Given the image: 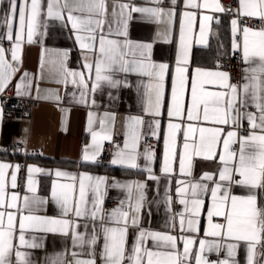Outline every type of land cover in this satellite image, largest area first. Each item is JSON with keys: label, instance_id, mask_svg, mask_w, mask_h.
Masks as SVG:
<instances>
[{"label": "snow or ice", "instance_id": "6c2138e0", "mask_svg": "<svg viewBox=\"0 0 264 264\" xmlns=\"http://www.w3.org/2000/svg\"><path fill=\"white\" fill-rule=\"evenodd\" d=\"M148 2L152 6L112 0L109 11V0H7L0 23L6 29L4 37L11 42V62L6 58L7 50L0 46V93L19 71L14 64L21 62L22 45L39 42L41 68L45 57L51 56L47 62L57 65L55 83L73 86L74 91L68 94L72 101L94 106L95 94L105 89L110 99H117L111 90L133 87L129 77L135 76L142 111L150 119L145 121L142 115L126 117L123 146L117 147L110 160L111 165L142 167L147 173L144 181L109 182L105 176L57 169L58 179L52 181L50 196L42 197L34 176L45 170L30 164L26 194L21 196L15 191L20 165L0 162V264H38L34 254L45 249L49 234L59 235L64 244L62 250L46 252L44 264H191L193 258L195 264H240V248L245 252V264L264 262V206L258 203L257 195L264 192V0H239L236 18L231 21V48L240 53L242 62L236 82L219 60L213 68L191 69L189 65L193 42L208 46L210 36L215 35L212 21L219 20L208 13L226 11L220 0H183L185 9L195 11L180 13L174 69L153 61L152 42L129 38V23L133 13H139L143 20L167 25L156 36L163 42L170 41L177 0H170L172 7H163L165 0ZM241 17L258 18L262 25L254 29ZM197 20L199 31L195 32ZM49 21L70 30L69 38H74L79 49V69L69 67L71 49L44 47ZM32 85L25 71L15 86L16 95H26ZM38 98L61 100L55 90ZM165 110L166 127L162 125ZM97 120L99 131L93 127ZM108 120L114 123L115 114L98 118L89 111L92 140L82 149L83 161L95 162L104 142L113 139ZM146 123L152 137L159 138L163 132L160 175L152 167L155 150L141 143ZM217 157L215 173L204 172L199 179L193 178L197 158L215 161ZM177 175L181 178L175 179ZM161 177L166 185L163 200L153 202H162L165 207L166 231L143 226L147 181L160 184ZM60 178L67 182H60ZM174 179L172 195L167 184ZM110 187L122 190L125 198L117 207L106 210L104 202ZM236 187L242 194L234 193ZM209 192L210 201L206 202L204 196ZM49 203L57 214H38L46 213ZM176 204L182 210L175 211ZM202 211H206L207 226L200 238L196 234L201 228ZM197 241L199 247L194 249ZM222 250L226 252L224 259H209L208 253Z\"/></svg>", "mask_w": 264, "mask_h": 264}, {"label": "crops", "instance_id": "0c3cea01", "mask_svg": "<svg viewBox=\"0 0 264 264\" xmlns=\"http://www.w3.org/2000/svg\"><path fill=\"white\" fill-rule=\"evenodd\" d=\"M111 2L109 0V11L111 10ZM128 2V0H123ZM132 3L138 6H152L148 0H132ZM163 7H172L170 0H165ZM7 8V0H0V18L5 14ZM239 8V3L234 12L231 14L220 13H208L218 18L212 21V31L215 35L210 36L208 46L199 45L193 42L190 54L189 65L191 69L197 67L213 68L217 63V60L222 61L228 59L233 52L231 48L232 33H231V21L236 18V10ZM177 14L172 19L171 31L172 36L169 42H163L160 37L156 36L157 31H164L167 25L156 24L141 19V14L133 13V20L129 23V38L133 41L140 42H152V59L158 63H167L172 69L176 65V56L179 46L180 36V13L185 10L195 11L194 9H185L183 0H177ZM48 34L44 38V47L56 48V49H71L69 67L79 69L78 63L79 49L75 45L74 38H69L71 32L68 28H62L58 22L49 21ZM18 24V17L14 22V27ZM227 34L226 41H221L222 31ZM259 29V28H254ZM6 31L4 25L0 23V37H4ZM194 31H199V22L197 20ZM6 39V38H5ZM3 47V46H2ZM208 49V50H206ZM194 59V53H196ZM6 58L11 62L10 51L6 52ZM41 59V45L39 42L28 44L25 42L22 45L21 50V62L18 67L19 71L13 75L12 80L6 89H9L15 96L16 84L20 82V77L25 71L29 73L30 78L33 80V85L27 89L26 95L18 97H31L37 100V106L34 108L32 115L29 119L22 121H16L11 117L2 113L0 115V162L9 163L15 165V161L19 158L9 152V146L14 141H22L26 146L27 155L24 157V179L21 192H18L21 196L26 194L27 183V165H35L45 170L44 173L36 174L34 179L36 180L37 192L42 197H49L51 192L52 181L58 179L55 176L57 169L70 173L88 172L94 176H105L109 182L113 179L124 181H144L146 180L147 173L142 171L141 168L131 169L121 167L119 165H109L107 167L97 166L92 161L82 160V149L89 143H91L92 137L88 130V113L89 111L96 113L97 117H103L105 113H114L115 121L108 120V127L111 129L112 137L119 135L124 142L125 133V119L132 115H142L145 121L150 117L146 116L142 111V106L139 102V96L135 88L137 77L131 76L129 79L133 83L131 88H121L117 90H111L114 97L117 99H110L108 96V89L103 92H97L95 94L96 105L89 106L85 104H79L72 101L68 95L73 92V86L71 84L65 86L63 84L55 83L57 77V65L48 63L47 61L52 59L51 56L45 57V64L43 68L40 66ZM42 77V78H41ZM48 90H55V92L61 97L59 102L55 100H45L38 97H43L48 94ZM167 90L170 94L171 90V75L167 77ZM78 95V93H77ZM67 109L68 111H63ZM166 110L162 118V125H167ZM95 130L99 131V123L93 126ZM144 133V139L141 142L148 144L145 139L147 137L158 140L155 146H152L156 152V159H154L152 167L157 175H160V167L163 159V132L159 138L152 137L149 134L147 123L142 129ZM108 142V141H105ZM104 142V143H105ZM122 145L119 147L123 146ZM182 142V138H181ZM150 145V144H149ZM115 151V150H114ZM113 151V152H114ZM113 154V153H112ZM112 158V157H111ZM141 165L144 164L143 159L139 161ZM218 168V157L215 161L204 160L197 158L194 162L193 178L199 179L204 172L215 173ZM178 173V164H177ZM177 175L175 179H180ZM175 179L167 184L169 193L174 195L175 193ZM10 181V176H9ZM60 182H67L63 178H60ZM147 200L143 209V226L156 231H166L165 221L168 214L165 211L163 203L156 204L153 201L163 200L165 180L161 177L160 184L155 181H147ZM9 190L11 187L9 184ZM16 191V189H15ZM235 194H242V190L239 187L233 189ZM258 203L264 206V192L257 193ZM106 198H110L116 201H120L125 198V193L117 188H108ZM206 202L210 201V192L204 196ZM106 210H110L114 207H107ZM175 211L182 210V206L179 204L174 205ZM57 209L51 203L46 208L45 212L38 214L56 215ZM150 213V214H149ZM207 226V214L206 211H202L201 214V228L198 235L200 238L204 237V227ZM175 234V233H173ZM131 241V236H130ZM63 238L59 235L49 234L45 240V249L37 250L34 254V259L38 261V264H44L45 253H52L53 251H59L63 248ZM198 241L194 245V249L198 248ZM179 248L182 251L183 245L179 244ZM210 260L224 259L226 252L222 250L219 254L213 252L207 254ZM245 252L243 248L238 249L237 259L240 264H245ZM71 257L69 256V259ZM191 264H195L194 258L191 260ZM264 264V262H262Z\"/></svg>", "mask_w": 264, "mask_h": 264}, {"label": "built area", "instance_id": "2783aa9c", "mask_svg": "<svg viewBox=\"0 0 264 264\" xmlns=\"http://www.w3.org/2000/svg\"><path fill=\"white\" fill-rule=\"evenodd\" d=\"M220 3L226 9L224 13L231 14L234 12V9L237 8L239 0H220ZM240 19L244 22V24H247V26L252 28H260L262 25V22L258 18L241 17ZM0 46H3L9 52L11 49V42L0 37ZM220 63L223 65L224 70H227L232 74L233 82L240 79L242 62L239 52L232 54L228 59L222 60ZM37 103V100L31 97L15 96L9 89L0 93V107H2L3 113L16 121L29 119L34 108L37 106ZM245 126H247L246 122ZM145 141L151 146H155L158 143V140L151 137H147ZM122 142V137L119 135H114L111 141L105 142L101 156L97 158L94 164L103 167L109 166L113 151L116 150L117 147L121 146ZM9 152L19 156V158L15 161V165H20V170L17 174L16 191L21 192L24 179V157L27 155L26 146L22 141H14L9 146ZM104 205L115 208L119 205V202L106 198Z\"/></svg>", "mask_w": 264, "mask_h": 264}, {"label": "trees", "instance_id": "16d2710c", "mask_svg": "<svg viewBox=\"0 0 264 264\" xmlns=\"http://www.w3.org/2000/svg\"><path fill=\"white\" fill-rule=\"evenodd\" d=\"M226 36H227V34H226V32H225V29H224V31H222L221 41H226ZM206 50H208V49H206ZM196 54H197V52L194 53V59H195V57H196Z\"/></svg>", "mask_w": 264, "mask_h": 264}, {"label": "bare ground", "instance_id": "6f19581e", "mask_svg": "<svg viewBox=\"0 0 264 264\" xmlns=\"http://www.w3.org/2000/svg\"><path fill=\"white\" fill-rule=\"evenodd\" d=\"M32 115V114H31Z\"/></svg>", "mask_w": 264, "mask_h": 264}]
</instances>
